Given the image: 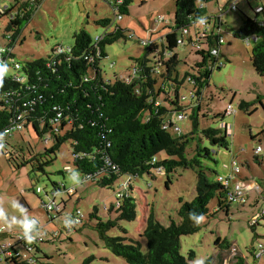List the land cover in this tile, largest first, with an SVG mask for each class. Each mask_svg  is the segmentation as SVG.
<instances>
[{"label":"rangeland","instance_id":"374dc122","mask_svg":"<svg viewBox=\"0 0 264 264\" xmlns=\"http://www.w3.org/2000/svg\"><path fill=\"white\" fill-rule=\"evenodd\" d=\"M17 1L26 0H0V5H13ZM233 2H237L238 10L224 14L226 23L221 35L225 44L217 56L219 66L211 72L208 86L203 91L197 140L191 141L188 151L191 156L198 137H202L201 129L226 128L230 150L212 146L203 138L201 146L209 147L211 156L202 159L201 166L212 179L218 175L229 176L237 166L240 169L237 181L246 186L248 196L243 204H231L229 213L220 211L203 217L201 228L197 232L181 237V252L190 258V264H207V261H210L209 264H241L243 260L245 264H264V258L256 259L254 255V247L259 241L264 242V219L259 225L252 226L254 218L264 207V201L256 187H249L251 184H259L264 190V75L256 72L250 57L251 49L263 39L259 38L258 42L249 46L245 39L234 35L245 16L255 18V9L259 5L264 6V0H212L208 4V10L210 13L219 12ZM112 3L113 0H42L15 43L17 60L24 64L54 55L53 51L59 46L68 47L73 44L74 33L81 28L95 36L121 26L126 37L106 45L107 56L101 60L100 65L107 81L127 76L138 59L152 57L143 41L160 37L164 27L172 25L175 0H133L129 13L122 14L121 18L116 17ZM161 15L169 21L168 25L157 23L156 20ZM102 18L111 19V26L105 28L98 24L97 20ZM262 18L263 14L260 13L259 19ZM8 23L9 16H1L0 12V45L8 42ZM194 50L192 44L178 49L181 58L178 66L180 80L186 73L198 74L195 64L199 56ZM6 71L9 75L15 73L12 67H6ZM189 90L188 82L180 88L185 105H192L198 99H191ZM160 99H164V96H160ZM242 103L247 106L241 108ZM229 104L235 110L233 114H226ZM192 112V108H188L186 116L176 118L182 135L194 130ZM6 139L10 145L25 149L31 144L37 152H43L46 147L54 144L52 139L49 140L48 133L37 136L29 128L7 136ZM258 146L262 147V151L256 158L255 148ZM73 160L71 142L61 146L56 160L46 167L45 172L33 168L29 163L15 169L8 162L7 155L0 152V211L6 214L8 221L11 222L14 217L18 222L9 226L0 219V229L4 227L3 233H9L6 240L14 242L15 239L10 235L23 231L22 222L25 217L34 220V229L45 237L38 248L51 257V264H83L86 260L88 264H129L106 247L96 227L99 220H116L119 224L109 229L107 234L136 238L141 244L142 252L147 253L148 240L144 229L150 215L165 226H169L172 220L179 222L182 204L180 198L192 201L197 195L200 167H178L169 174V185H166V171L152 170L151 174L146 172L132 180L137 217L125 220L119 218L117 194L121 191L127 193L124 187L128 177L121 176L113 186L102 187L78 174ZM54 182L77 188V192L71 197L63 190L56 193L59 202L62 199L66 202V207L59 214L55 211L48 213L43 206V202L49 201L46 192H52ZM37 187H41L43 192L36 193ZM14 201L23 206V213L12 206ZM216 206L214 199L210 208L213 210ZM77 208L85 214L81 223L74 222L71 218ZM92 213L96 216H91ZM71 220L73 228L68 229L64 223ZM121 228L127 232L124 233ZM55 231H59V236L53 238L51 233ZM219 237L228 241L231 246L226 248L217 245ZM2 258L1 252L0 264H4Z\"/></svg>","mask_w":264,"mask_h":264},{"label":"trees","instance_id":"16d2710c","mask_svg":"<svg viewBox=\"0 0 264 264\" xmlns=\"http://www.w3.org/2000/svg\"><path fill=\"white\" fill-rule=\"evenodd\" d=\"M41 1H17L20 3L8 5L1 13V16H9L8 34L13 38L21 35L23 27ZM132 1L113 0L116 17L128 14ZM211 1L175 0L172 25L169 26V22H157L168 26L164 27L160 37L143 41L152 57L138 59L132 65L131 70L135 72L129 73L128 81L127 76L107 81L100 65L101 60L107 56L106 45L126 37L121 26L95 36L81 28L74 33V43L68 46V50L57 56L49 55L47 58L27 61L20 74L22 80L9 74L0 80V93L5 89H22L18 106L10 110L4 102H0V133L3 134L13 112L20 107L26 121L25 128H29L37 136L48 133L54 142L52 147H46L43 152H37L31 144L26 149L12 146L8 142L0 145V152L7 155L8 162L15 169L29 163L33 168L45 172L46 167L56 160L57 151L66 142L72 144L73 165L77 173L83 177L91 175L89 180L102 187L113 186L121 176L134 179L146 172L151 174L152 170L159 168L167 172L166 185H169V174L178 167H200L197 195L192 201L180 198L182 204L179 222L172 220L169 226H165L153 215L147 219L144 229L148 240L147 253L142 252L141 244L136 238L107 234L109 229L119 224L116 220H99L96 227L106 247L129 264H190V258L181 252V237L197 232L201 228L203 217L220 211L229 213L233 204L225 198V186L219 181L220 175L212 179L201 166V160L211 156L209 147L201 146L203 138L212 146L230 150L227 129H201L202 137H198L191 156L188 151L191 141L197 138L203 91L208 86L211 72L219 66L217 56L210 55L209 48H194L199 56L195 64L198 74L186 73L180 80L178 72L181 62L178 40L185 28L197 24L195 21L198 17L206 18L218 13L210 14L205 7ZM255 15V18L245 16L234 35L242 39L257 35L263 39L251 49L250 57L256 72L264 75V23L259 19V13ZM97 23L108 28L112 20L102 18ZM189 77L196 80V85L188 80ZM185 82L190 85L191 99L194 98L193 95L198 97L197 102L191 101L192 105L183 103L180 88ZM160 96H164V99H160ZM246 106V103L241 104V108ZM188 108L193 110L191 117L194 119V130L182 135L174 130L178 125L176 117L181 112L186 116ZM224 115L225 113L222 116ZM7 136L11 135H6V138ZM10 148H16L17 151L14 153ZM53 185L58 190L60 185L65 184L54 182ZM259 188L260 198L264 201V190L261 185ZM214 199L217 206L212 210L210 203ZM135 200L132 195L123 196L118 207L119 218L136 219ZM91 216L96 215L92 213ZM262 219L264 216L257 222H252V226L259 225ZM121 229L124 233L127 232L126 229ZM216 244L226 248L231 245L220 237ZM50 259L47 253L39 250L34 255L33 262L13 257L5 259V264H51ZM83 264H88V260Z\"/></svg>","mask_w":264,"mask_h":264},{"label":"built area","instance_id":"2783aa9c","mask_svg":"<svg viewBox=\"0 0 264 264\" xmlns=\"http://www.w3.org/2000/svg\"><path fill=\"white\" fill-rule=\"evenodd\" d=\"M7 7H0V12L3 13ZM238 4L237 2H233L225 9H220V11L217 14L210 15L205 18V23L203 25L196 24L195 26L191 28H185L183 30V35L179 38L178 43L180 46H185L187 44H192V46L198 50H202L205 48H209V54L218 56L220 53L221 47L225 44L224 37L221 35V32L223 30L222 25L225 22L224 21V14L237 10ZM256 13H263L264 12V6L261 5L255 9ZM157 22H166L169 21L163 16H159L156 20ZM261 21L264 23V17L261 19ZM169 24V23H168ZM195 35V36H194ZM20 36V35H19ZM17 36L16 38H13L12 35L8 34L7 37V43L5 45H0V66H6V67H12L15 70L14 75L15 79L22 80V77L20 76L21 71H23L26 63L22 64L20 61L17 60L15 55V43L17 39L19 38ZM101 38V36L98 38V40ZM191 38V39H190ZM190 39V40H189ZM247 45H251L254 42H258L259 37L257 35L249 36L245 38ZM9 42H12L11 44ZM209 46V47H208ZM68 47L59 46L57 50H55L54 56H57L59 53H62L66 50H68ZM210 68V67H209ZM132 74L135 72V70H131ZM126 80H130V75L128 74L126 77ZM188 80L193 84L196 85V80L193 77H189ZM22 89H5L3 92L0 93V102H4L3 104L10 108V110L16 106H18L19 98L21 95ZM192 97H195L193 95ZM234 108L232 104H229L226 110V114H233ZM184 112H181L177 115L176 118H183ZM25 119H24V113L21 112V108L17 107L15 111L13 112V115L11 116L9 123L3 130V134L0 133V145H4L7 142L6 135H13L16 132H21L23 129H25ZM167 127V125H165ZM174 130L176 132L181 131V127L176 125L174 127ZM49 140L51 138L49 137ZM10 151L16 152V148H10ZM262 151L261 146H258L255 148V154L259 155ZM159 171H162L161 168L158 169ZM240 172V169L235 166L233 169V172L229 176H219V181H221L225 186V198L230 203H244L247 199V192L246 186H243L239 181H237V176ZM85 180H89L91 178V175H86L83 177ZM132 180L133 178L128 176V180H126V185L124 187L125 190H127V193H124L123 191L118 192V207L120 206L121 200L124 195H132ZM61 188L56 190H52L51 193L46 192V195L49 197L48 202H43V206L45 207L47 212H57L59 214L63 209V202H59L56 197V193L60 191H65L69 197L74 195L76 193L75 187H67L66 185H60ZM253 187H256V189L260 192L259 185H253ZM37 193L43 192V189L41 187H37L36 189ZM264 199V198H263ZM264 216V207L259 212V214L254 218L253 222H257L261 217ZM71 218L74 222L81 223L83 219L85 218V214L82 212L80 208H77L74 214L71 215ZM73 221L69 222L68 229L73 228ZM39 225L40 223L37 222ZM4 227L0 229V233H3ZM38 231H36L33 228V231L31 234L35 235ZM39 233V232H38ZM40 234V233H39ZM53 238H56L59 236V231H55L51 233ZM11 238H14V242H5L2 244V254H3V262L5 264V259H11L13 257H20L21 260H25L28 262L34 261V255L40 250L38 248L39 244L45 241L44 235L40 234L36 240L34 241H27L23 238V231L17 232L14 235H10ZM236 251V249H234ZM255 257L257 259H260L264 257V242L259 241V243L255 247Z\"/></svg>","mask_w":264,"mask_h":264},{"label":"clouds","instance_id":"9594fccd","mask_svg":"<svg viewBox=\"0 0 264 264\" xmlns=\"http://www.w3.org/2000/svg\"><path fill=\"white\" fill-rule=\"evenodd\" d=\"M195 22L203 25L205 23V18L204 17H198ZM6 74H7L6 66H0V80H2L3 76ZM132 189H134L133 186H132ZM12 206L14 208L19 209V211L21 213L24 212L23 206L20 205L17 201H14ZM0 219H3L6 223L9 224V226H11L15 223H18L14 217H13V220L11 222L8 221V219L6 218V214L2 211H0ZM34 224H35V221L29 219L28 217H25V219L22 222L23 238L29 242L36 240L37 237L40 235L38 232L35 235L31 234L33 231V228H34ZM64 224L69 227L67 222H65Z\"/></svg>","mask_w":264,"mask_h":264},{"label":"crops","instance_id":"0c3cea01","mask_svg":"<svg viewBox=\"0 0 264 264\" xmlns=\"http://www.w3.org/2000/svg\"><path fill=\"white\" fill-rule=\"evenodd\" d=\"M18 4L20 3V2H17ZM8 5H6V7H7ZM259 6H261V5H259ZM258 6V7H259ZM0 7H4L3 5H0ZM205 7H207V9H209V6L208 5H205ZM211 13H213V12H211ZM210 13V14H211ZM256 13V12H255ZM263 14V17H264V12L262 13ZM226 22H224L223 23V25H222V28H223V26H224V24H225ZM262 148V147H261ZM249 187H251V188H254L253 187V184H251ZM52 190H54V188L52 189ZM134 190V189H133ZM76 192H77V189H76ZM248 193V192H247ZM64 199H62V202H63V207L65 206L66 207V202L65 201H63ZM63 210V209H62ZM144 220H145V217L143 218ZM69 224V223H68ZM5 229V228H4ZM17 230V229H16ZM16 232H18V231H16ZM11 233V232H10ZM8 232L7 233H0V254H1V252H2V244H4L5 242H8V240H6V238L8 237ZM231 246V245H230ZM40 250H42V249H40ZM218 255H219V253H218ZM243 258V257H242ZM256 258V257H255ZM264 257H262V258H260V259H263ZM257 259V258H256ZM1 261H3V259H1ZM224 264H227V262H225ZM241 264H245V261L243 260V262L241 263Z\"/></svg>","mask_w":264,"mask_h":264}]
</instances>
